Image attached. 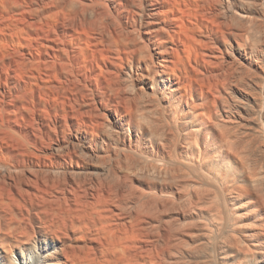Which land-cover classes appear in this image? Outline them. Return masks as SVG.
<instances>
[{
    "label": "bare ground",
    "instance_id": "1",
    "mask_svg": "<svg viewBox=\"0 0 264 264\" xmlns=\"http://www.w3.org/2000/svg\"><path fill=\"white\" fill-rule=\"evenodd\" d=\"M33 210L0 264H264V0H0V215Z\"/></svg>",
    "mask_w": 264,
    "mask_h": 264
},
{
    "label": "rangeland",
    "instance_id": "2",
    "mask_svg": "<svg viewBox=\"0 0 264 264\" xmlns=\"http://www.w3.org/2000/svg\"><path fill=\"white\" fill-rule=\"evenodd\" d=\"M55 207H51V210L54 209ZM59 215V217H57ZM52 216L56 217L59 220V224L62 225L66 224L67 229L70 231L71 227L75 228V229H80L81 228V223L77 222L76 219L74 217L71 216H67L63 214V210H55L52 214ZM72 220H74L72 222ZM53 225L54 221L52 219H46L45 214L40 211L37 212L35 210H33V212L30 213H24L21 214L18 218L15 217V219H12V217H10L9 215H0V232L1 233H6L7 236L10 237H14L15 239H20V238H24V236L27 235V231L28 230L31 234L34 233V235H36V231L38 229H41L40 227H42L45 230V227L48 225ZM5 229V230H3ZM145 229L148 231V233L151 235V232L149 231V229L147 227H145ZM32 231V232H31ZM30 234V235H31ZM70 235L74 236V237H78L81 234L78 233V231L76 232H69ZM29 235V236H30ZM40 234L37 232V237ZM50 235V234H48ZM52 236V235H51ZM145 236V235H144ZM46 237H48L46 235ZM147 237V236H145ZM12 239V238H11ZM54 240V239H53ZM78 248H77V252H87L88 250V246L83 247L84 246V242H80L79 243H74ZM95 245V243L92 245V247ZM82 247V249L80 248ZM119 248V247H117ZM1 251V249H0ZM14 252L16 253L15 255V261L14 264H39V258H37V256H32L30 258H22L19 254L17 255V248L14 249ZM147 264V263H145Z\"/></svg>",
    "mask_w": 264,
    "mask_h": 264
}]
</instances>
